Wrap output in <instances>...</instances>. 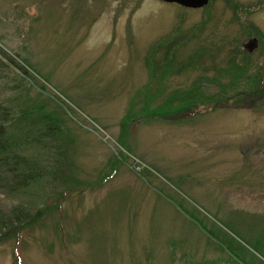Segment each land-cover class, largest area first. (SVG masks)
I'll list each match as a JSON object with an SVG mask.
<instances>
[{
  "label": "rangeland",
  "instance_id": "rangeland-1",
  "mask_svg": "<svg viewBox=\"0 0 264 264\" xmlns=\"http://www.w3.org/2000/svg\"><path fill=\"white\" fill-rule=\"evenodd\" d=\"M0 49L26 71L0 70V101L60 124L45 150L19 147L46 175L0 185L3 212L49 208L0 241V264L15 246L22 264H264V87L244 101L264 74V0H0ZM189 92L229 102L148 114Z\"/></svg>",
  "mask_w": 264,
  "mask_h": 264
},
{
  "label": "trees",
  "instance_id": "trees-1",
  "mask_svg": "<svg viewBox=\"0 0 264 264\" xmlns=\"http://www.w3.org/2000/svg\"><path fill=\"white\" fill-rule=\"evenodd\" d=\"M0 54L3 56H0V70L6 72L8 68L12 67L14 70L26 72L23 66L1 49ZM2 77L0 76V78ZM257 81L255 89L245 94V96L247 95L246 100H244L245 97H239L235 101L238 102L240 98H243L247 103L254 100L249 98L252 93L257 95L264 87V74L261 78L258 76ZM185 96L186 94L176 93L157 109V113L148 114L166 121L179 122L195 117L200 107L205 106L212 109L217 106L226 107L229 102L213 96H197V93L192 92ZM36 102L38 104L30 107L22 103L18 104L12 99L9 102L0 101V185L8 187L12 191H26L42 179L48 169L40 163L37 157L20 151L21 144L39 146L45 150L50 145L48 142L56 141L57 132L60 131V124L53 119V116L45 112L43 105H39L42 102ZM174 102H179L178 106H175ZM169 106L171 107L168 109ZM146 117V114L140 113L134 117L133 122ZM42 119L44 120L41 121ZM34 120L39 122V128H34L31 124ZM62 201L63 198L58 199L57 208H62ZM48 210L49 208H40L35 212H28L22 209L6 213L0 209V241L13 237L15 243L19 242L24 231H29L44 222ZM21 211L22 213H17ZM15 248L16 264H22L19 248L18 246Z\"/></svg>",
  "mask_w": 264,
  "mask_h": 264
},
{
  "label": "water",
  "instance_id": "water-1",
  "mask_svg": "<svg viewBox=\"0 0 264 264\" xmlns=\"http://www.w3.org/2000/svg\"><path fill=\"white\" fill-rule=\"evenodd\" d=\"M163 1L178 3L184 7H192V8L205 6L209 2V0H163ZM257 46H258V39L256 37L250 39L249 42L246 43L245 45V47L249 51L254 50Z\"/></svg>",
  "mask_w": 264,
  "mask_h": 264
},
{
  "label": "flooded vegetation",
  "instance_id": "flooded-vegetation-1",
  "mask_svg": "<svg viewBox=\"0 0 264 264\" xmlns=\"http://www.w3.org/2000/svg\"><path fill=\"white\" fill-rule=\"evenodd\" d=\"M210 1V0H209Z\"/></svg>",
  "mask_w": 264,
  "mask_h": 264
}]
</instances>
